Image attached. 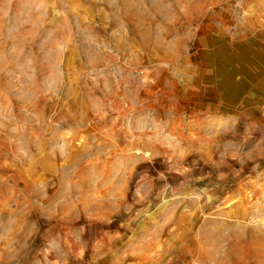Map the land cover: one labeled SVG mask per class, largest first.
Segmentation results:
<instances>
[{
	"label": "rangeland",
	"instance_id": "374dc122",
	"mask_svg": "<svg viewBox=\"0 0 264 264\" xmlns=\"http://www.w3.org/2000/svg\"><path fill=\"white\" fill-rule=\"evenodd\" d=\"M264 0H0V264H264Z\"/></svg>",
	"mask_w": 264,
	"mask_h": 264
},
{
	"label": "bare ground",
	"instance_id": "6f19581e",
	"mask_svg": "<svg viewBox=\"0 0 264 264\" xmlns=\"http://www.w3.org/2000/svg\"><path fill=\"white\" fill-rule=\"evenodd\" d=\"M252 237H256V240L258 241V243H260V245H264V233L263 234H251Z\"/></svg>",
	"mask_w": 264,
	"mask_h": 264
}]
</instances>
